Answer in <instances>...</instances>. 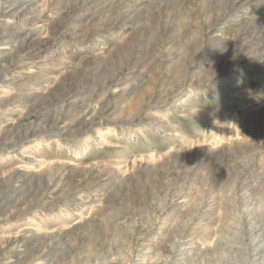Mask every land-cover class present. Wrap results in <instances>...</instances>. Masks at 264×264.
I'll return each instance as SVG.
<instances>
[{"label": "rangeland", "instance_id": "obj_1", "mask_svg": "<svg viewBox=\"0 0 264 264\" xmlns=\"http://www.w3.org/2000/svg\"><path fill=\"white\" fill-rule=\"evenodd\" d=\"M0 264H264V0H0Z\"/></svg>", "mask_w": 264, "mask_h": 264}, {"label": "bare ground", "instance_id": "obj_2", "mask_svg": "<svg viewBox=\"0 0 264 264\" xmlns=\"http://www.w3.org/2000/svg\"><path fill=\"white\" fill-rule=\"evenodd\" d=\"M104 134H106V133H104ZM101 137H102V136H101ZM97 138H98V137H97ZM40 161H41V160H40ZM26 229H28V228L22 229V231H23V230H26Z\"/></svg>", "mask_w": 264, "mask_h": 264}]
</instances>
